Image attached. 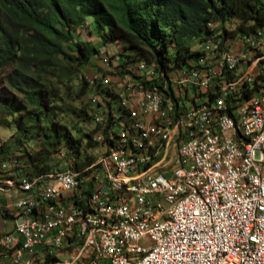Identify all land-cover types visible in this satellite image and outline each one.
Segmentation results:
<instances>
[{"label":"built area","instance_id":"2783aa9c","mask_svg":"<svg viewBox=\"0 0 264 264\" xmlns=\"http://www.w3.org/2000/svg\"><path fill=\"white\" fill-rule=\"evenodd\" d=\"M221 34L167 78L143 60L90 78L94 163L0 162V264H264V28Z\"/></svg>","mask_w":264,"mask_h":264},{"label":"trees","instance_id":"16d2710c","mask_svg":"<svg viewBox=\"0 0 264 264\" xmlns=\"http://www.w3.org/2000/svg\"><path fill=\"white\" fill-rule=\"evenodd\" d=\"M233 21L238 24L229 31L226 25ZM257 28H264V0H0V102L11 116L18 114L19 141L39 145L0 162L15 158L17 169L30 176L53 170L58 164L53 157L62 149L79 167L93 162L81 159L82 141L59 118L69 111L68 102L89 93L90 82L81 71L99 47L83 38V30L103 45L121 43L128 62L155 64L167 78L200 56L195 48L205 35L221 31L225 42ZM160 80L142 84L149 89L160 86ZM92 110L84 104L71 113L88 122ZM84 136L88 148L97 146L93 131ZM9 151L0 146V154Z\"/></svg>","mask_w":264,"mask_h":264},{"label":"rangeland","instance_id":"374dc122","mask_svg":"<svg viewBox=\"0 0 264 264\" xmlns=\"http://www.w3.org/2000/svg\"><path fill=\"white\" fill-rule=\"evenodd\" d=\"M238 24V22H228L226 25V28H228L229 31H233L235 29V26ZM238 34H233L230 37V41L227 43V46L230 47L232 39H234ZM82 36L84 39L90 40L96 44H98V47H102L103 45H99V38L97 37H90L88 36L87 31H82ZM199 48L201 46L197 45ZM108 51H109V61H106L102 58H96V56L93 58L91 65L85 66L82 68L81 74L86 76L88 80L90 78H93L95 75H111V80L115 82L114 84H120L124 78L123 76L127 75L128 70L132 69L133 62L130 63L128 60L122 56L127 55L128 53L123 48L121 44L114 43V44H108L107 45ZM115 56H119V60L116 62H119L118 66H116ZM102 59V60H101ZM110 66H107V65ZM123 66V67H121ZM109 67V68H108ZM128 69V70H127ZM110 70V71H108ZM126 70V71H124ZM105 71L107 73H105ZM122 72V73H120ZM127 72V73H126ZM126 77V76H125ZM80 79V76H79ZM120 82V83H119ZM124 83V82H123ZM122 84V83H121ZM73 86L76 87V90L80 88V82L79 80H76L73 83ZM92 100V91L91 88L89 89L88 95L84 97V99L80 101L75 102H68L67 106L69 108V111L66 114L60 115V119L65 123L68 124L69 127L72 129L73 134L75 138L82 141L81 146V159L85 158H93L94 163L98 156L103 152V147L100 145H97L96 147L88 148L87 147V137L84 135L86 133H92L93 131V125L91 121L88 122H81L77 119L76 114L71 113L74 110H78L79 108H82L84 104H90L91 105ZM190 105V103H189ZM92 107V105H91ZM18 114H15L13 116L10 115V109L6 106L5 103L0 102V146L5 145L10 150L9 153H1L0 154V161L4 160L5 158H9L13 155H23L25 156V153L27 152H34L36 149H39V145L32 141H19L20 136L17 133L16 130V123H15V117H17ZM67 150V149H65ZM54 164L55 162L59 161L57 160L58 157L55 153L54 157ZM53 164V165H54ZM0 204H5L3 199H0ZM8 217L0 211V231L3 230V221H6ZM6 226H4L5 228Z\"/></svg>","mask_w":264,"mask_h":264},{"label":"crops","instance_id":"0c3cea01","mask_svg":"<svg viewBox=\"0 0 264 264\" xmlns=\"http://www.w3.org/2000/svg\"><path fill=\"white\" fill-rule=\"evenodd\" d=\"M89 36V35H88ZM94 38H95V36H94ZM100 40V39H99ZM96 44V43H95ZM110 44H114V43H110ZM118 44H121V43H118ZM96 45H98V44H96ZM99 45H101V43L99 42ZM103 45V44H102ZM108 45V44H107ZM107 45H103V48H105V49H107L108 50V48H107ZM122 45V44H121ZM123 46V45H122ZM99 49H102V47H99ZM110 51V50H109ZM4 197V195L3 194H0V199H4L3 198ZM7 221H3V225L4 226H6L5 228H4V226H3V230L2 231H0V234H2V233H4V232H7L10 228H11V225H9V224H7L6 223Z\"/></svg>","mask_w":264,"mask_h":264},{"label":"clouds","instance_id":"9594fccd","mask_svg":"<svg viewBox=\"0 0 264 264\" xmlns=\"http://www.w3.org/2000/svg\"><path fill=\"white\" fill-rule=\"evenodd\" d=\"M100 50V49H99Z\"/></svg>","mask_w":264,"mask_h":264},{"label":"water","instance_id":"95a60500","mask_svg":"<svg viewBox=\"0 0 264 264\" xmlns=\"http://www.w3.org/2000/svg\"><path fill=\"white\" fill-rule=\"evenodd\" d=\"M21 223V222H20Z\"/></svg>","mask_w":264,"mask_h":264}]
</instances>
